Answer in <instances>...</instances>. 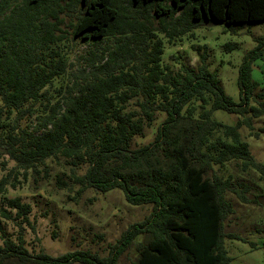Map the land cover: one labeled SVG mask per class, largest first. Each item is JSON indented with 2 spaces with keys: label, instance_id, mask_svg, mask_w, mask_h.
Instances as JSON below:
<instances>
[{
  "label": "trees",
  "instance_id": "obj_1",
  "mask_svg": "<svg viewBox=\"0 0 264 264\" xmlns=\"http://www.w3.org/2000/svg\"><path fill=\"white\" fill-rule=\"evenodd\" d=\"M68 13L76 15L69 24L72 37L94 46L74 71L67 70L68 32L60 27ZM152 18L168 37L206 22L241 27L264 21V0H0V156L24 172L62 157L79 193L120 188L130 204L153 205L106 256L84 250L32 254L19 236L0 243V264L8 258L20 264H118L132 248V264H229L223 239L239 238L224 230L233 212L225 195L231 184L206 174L234 160L264 178V164L239 132L242 125L253 130V118L264 115V87L252 78L253 64L264 54V34L243 56L237 104L207 68L206 54L197 66L181 64L177 72L160 65L163 44L146 26ZM55 80L65 81L54 95L46 86ZM216 109L241 119L215 120ZM161 114L153 138L133 145ZM0 166L5 168L4 160ZM80 167L81 173L74 171ZM9 174L0 178V194ZM9 209L30 225L28 203L3 195L0 218L11 219ZM143 234L150 236L147 242L138 240Z\"/></svg>",
  "mask_w": 264,
  "mask_h": 264
},
{
  "label": "rangeland",
  "instance_id": "obj_2",
  "mask_svg": "<svg viewBox=\"0 0 264 264\" xmlns=\"http://www.w3.org/2000/svg\"><path fill=\"white\" fill-rule=\"evenodd\" d=\"M63 17L60 27L68 32L65 35L67 70L74 71L83 65L80 56L86 55L94 46L92 41L75 39L70 34L69 24L76 20L74 13L64 14ZM146 26L155 29L156 37L163 44L161 66L167 65L177 72L181 64L197 66L200 63L199 55L206 54L207 68L216 71L223 92L235 103L240 102L237 86L239 67L244 54L255 46V37L264 34V21L248 22L232 28L220 22H206L175 37H168L159 31L161 25L157 18L150 19ZM106 43L109 41L105 40L102 45ZM252 78L264 87V54L254 62ZM65 80H55L46 89L55 95ZM195 104L198 105V101ZM199 111L200 108H197L195 117ZM158 117L153 127L144 129V136L134 138L133 145L149 142L153 138V131L163 114ZM212 118L234 124L241 116L216 109L212 112ZM252 126L253 130H250L242 125L239 128L240 136L247 142L254 159L264 164V131L260 130L264 126V115L253 118ZM3 160L6 166H0V178L9 171L10 183L0 198L3 195L20 197L30 205L31 211L27 215L30 225L16 218L13 209H9L11 219L0 218V243L5 238L16 242L21 236L29 253L37 254L42 250L57 256L67 251L84 250L106 256L123 231L152 211V203L134 205L127 202L120 188L104 193L88 188L79 193L78 185L71 180V166L62 157L47 158L44 166H39L36 172L18 170L14 167V161L6 155L0 156V161ZM83 170V167L74 169L77 173ZM212 173L229 179L231 184V189L225 195L233 206V212L225 219L224 230L239 238L225 236L223 239L229 264H264V178L255 169L243 170L234 160L225 162L221 167L213 165L206 175ZM60 180L66 184H59ZM149 239L150 236L146 234L138 238L143 242ZM135 259L132 248L120 257L118 264H132ZM5 264L20 263L16 258H8Z\"/></svg>",
  "mask_w": 264,
  "mask_h": 264
}]
</instances>
